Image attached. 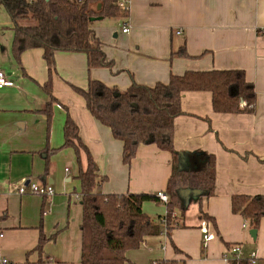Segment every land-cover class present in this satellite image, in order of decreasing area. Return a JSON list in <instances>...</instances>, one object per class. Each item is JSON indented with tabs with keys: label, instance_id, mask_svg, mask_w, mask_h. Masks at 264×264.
<instances>
[{
	"label": "crops",
	"instance_id": "1",
	"mask_svg": "<svg viewBox=\"0 0 264 264\" xmlns=\"http://www.w3.org/2000/svg\"><path fill=\"white\" fill-rule=\"evenodd\" d=\"M127 8L128 17L93 23L112 67L89 68L84 54L57 53L51 74L55 102L45 90L50 73L44 51L27 50L18 63L12 51L13 24L0 9V70L15 82L14 87L0 90L1 255L8 264H81L83 208L78 175L80 167L86 170L87 157L81 151L79 164L73 148L60 149L67 116L77 125L99 174L107 178L100 192L166 190L172 155L155 145H141L131 164L125 165L123 143L91 115L75 89L86 90L92 80L125 92L133 82L154 87L168 83L172 75L239 70L254 85L253 114L217 113L211 92L193 91L182 94L183 114L174 121L176 151L215 156V195L204 202L203 211L215 220L216 228L201 219L199 204L192 203L183 218L185 227L172 231L173 242L165 232L148 237L127 258L131 264L170 260L227 264V246L239 245L245 259L255 253V264H264V218L254 239L248 222L231 209L234 196H264V0H128ZM124 27H129L128 33ZM184 47L190 58L173 57ZM49 104L50 120L45 113ZM52 149L60 150L48 155ZM24 181L50 185L54 195H20ZM142 210L152 218L167 212L162 202H145ZM41 231L50 240L39 253ZM205 233L215 236L206 248Z\"/></svg>",
	"mask_w": 264,
	"mask_h": 264
},
{
	"label": "trees",
	"instance_id": "2",
	"mask_svg": "<svg viewBox=\"0 0 264 264\" xmlns=\"http://www.w3.org/2000/svg\"><path fill=\"white\" fill-rule=\"evenodd\" d=\"M9 15L14 31L13 56L20 63L21 55L31 49H42L49 67L50 78L45 90L52 96L51 74L55 69L57 53L84 54L89 68H110L102 44L93 30V23L111 17H128V9L120 7V0H0V9ZM173 57L190 58L185 47ZM85 100L91 115L111 130L113 137L123 143L122 160L127 166L137 155L139 146L155 145L172 155V173L165 194L166 215L152 218L145 214V202H161L158 194H104L99 191L107 178L88 148L79 137L75 122L67 116L64 126L65 143L60 148H73L81 164L80 153L87 157V168L80 167V203L83 208L81 264H131L129 251L138 250L145 240L165 232L172 241V231L184 228L183 218L192 203H198L200 217L212 223L213 218L203 211L204 202L215 195L216 159L205 152L176 151L174 121L183 114L182 94L209 91L217 113L253 114L257 95L244 71L187 72L172 75L168 83L154 87L135 82L125 91L111 89L99 81H90L88 88L75 89ZM45 113L50 120V104ZM60 149L47 151L55 154ZM49 159L45 173L49 172ZM181 190L199 191L191 195L187 205ZM232 213L241 216L252 230H258L264 218V196L238 195L232 198ZM55 236L51 238L54 240ZM50 240L41 231L36 251L43 252ZM173 242V241H172ZM176 253L181 251L173 244ZM231 246H227L228 251ZM153 264H179L175 260L155 261ZM227 264H250L248 259L228 260Z\"/></svg>",
	"mask_w": 264,
	"mask_h": 264
},
{
	"label": "built area",
	"instance_id": "3",
	"mask_svg": "<svg viewBox=\"0 0 264 264\" xmlns=\"http://www.w3.org/2000/svg\"><path fill=\"white\" fill-rule=\"evenodd\" d=\"M30 1H34V0H30ZM127 3H128V0H121L120 7L124 9H128ZM123 32L128 33L129 27H124ZM14 86H15V82L11 78V76L7 72L0 70V90L4 88H8V87H14ZM18 193L20 195H25L29 193V194L37 195L40 197H49V196L54 195V190L50 185H42V184L31 182V181H24L19 186ZM158 196L162 203L166 204L169 202V199L165 193H159ZM2 237H3V234H0V238ZM214 238L215 236L213 233H205L203 237V247L206 248L209 242H211ZM230 259H234V260L245 259L242 256L241 246L233 245L230 247V250L224 255V260L227 263L228 260ZM247 259L249 260L250 264H255L257 260L255 253H252L250 258H247ZM8 263H9L8 260L1 255V249H0V264H8Z\"/></svg>",
	"mask_w": 264,
	"mask_h": 264
},
{
	"label": "water",
	"instance_id": "4",
	"mask_svg": "<svg viewBox=\"0 0 264 264\" xmlns=\"http://www.w3.org/2000/svg\"><path fill=\"white\" fill-rule=\"evenodd\" d=\"M180 195L181 197L185 200V203L187 205H189L190 203V199H191V195H193L194 197L200 195V192L199 191H191V190H181L180 191ZM250 235L252 236V238H256V235H257V231L256 230H252L250 232Z\"/></svg>",
	"mask_w": 264,
	"mask_h": 264
},
{
	"label": "rangeland",
	"instance_id": "5",
	"mask_svg": "<svg viewBox=\"0 0 264 264\" xmlns=\"http://www.w3.org/2000/svg\"><path fill=\"white\" fill-rule=\"evenodd\" d=\"M76 181V179H74ZM77 182V181H76ZM79 187V186H78ZM80 188V187H79ZM80 191V190H79ZM80 196V195H79Z\"/></svg>",
	"mask_w": 264,
	"mask_h": 264
}]
</instances>
